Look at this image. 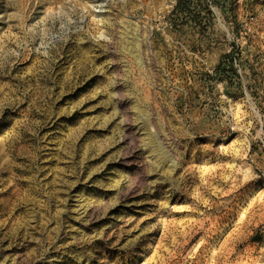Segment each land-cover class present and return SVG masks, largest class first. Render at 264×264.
<instances>
[{
  "label": "rangeland",
  "instance_id": "rangeland-1",
  "mask_svg": "<svg viewBox=\"0 0 264 264\" xmlns=\"http://www.w3.org/2000/svg\"><path fill=\"white\" fill-rule=\"evenodd\" d=\"M0 0V264H264V0Z\"/></svg>",
  "mask_w": 264,
  "mask_h": 264
},
{
  "label": "trees",
  "instance_id": "trees-1",
  "mask_svg": "<svg viewBox=\"0 0 264 264\" xmlns=\"http://www.w3.org/2000/svg\"><path fill=\"white\" fill-rule=\"evenodd\" d=\"M185 1L186 0H177V3H176L174 11L183 10L184 9L183 5L185 4Z\"/></svg>",
  "mask_w": 264,
  "mask_h": 264
}]
</instances>
